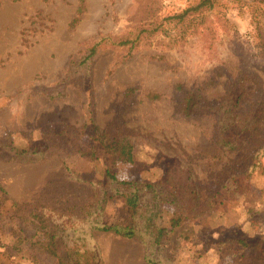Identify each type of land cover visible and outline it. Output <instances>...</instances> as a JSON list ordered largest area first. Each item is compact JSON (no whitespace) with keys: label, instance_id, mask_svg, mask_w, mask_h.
<instances>
[{"label":"rangeland","instance_id":"rangeland-1","mask_svg":"<svg viewBox=\"0 0 264 264\" xmlns=\"http://www.w3.org/2000/svg\"><path fill=\"white\" fill-rule=\"evenodd\" d=\"M156 1L155 8L143 1L152 18L140 26L137 0H0V264L55 262L44 250L45 228L29 221L18 226L12 201L75 213L78 220L68 222L42 209L58 236L69 233L63 241L68 237L70 248L91 254L90 264H146L145 254L160 264H231L232 252L244 255L256 245L264 251V155L246 194L225 199L221 183L241 152L214 142L216 102L238 73H257L264 88L257 48L245 40L264 5L214 0L202 32L180 39L171 16L190 0ZM126 39L132 47L119 44ZM99 40L95 55L82 62ZM189 90L199 99L184 115L179 105ZM151 93L161 96L151 99ZM91 119L129 135L135 162L113 161V147H106L113 137L93 140ZM75 143L94 158L81 156ZM34 147L44 151L34 154ZM174 161L194 171L210 209L206 225L189 215L173 226V207L164 202L157 223L170 231L159 247L146 248L139 238L97 229L92 221H127L120 199L111 198L97 217L84 216L90 180H103L106 170L119 179H156ZM66 167L81 179L70 178ZM21 228L34 234L33 245L14 243Z\"/></svg>","mask_w":264,"mask_h":264},{"label":"trees","instance_id":"trees-1","mask_svg":"<svg viewBox=\"0 0 264 264\" xmlns=\"http://www.w3.org/2000/svg\"><path fill=\"white\" fill-rule=\"evenodd\" d=\"M141 6V13L138 15L140 26L145 20L152 18V9L155 8L156 0H152V6L148 8L150 3H143L144 0H137ZM264 5V0H260ZM214 0H190L180 11L173 13L171 18L175 23L177 30L176 35L180 39L189 38L190 35L200 34L204 25L201 23L203 14L206 10L212 8ZM147 7V9H146ZM260 18L264 19V9L260 10L258 19L255 17L254 26L249 32L246 40L249 49L257 48L254 56L259 57L264 68V25L259 23ZM192 19H198L197 23L190 24ZM157 21V20H156ZM156 24H159L158 22ZM157 26V25H156ZM140 33L135 39L139 38ZM101 40L91 46L81 60L82 62L93 57L97 51L98 44ZM132 41L128 39L119 41V44H127ZM252 55V54H251ZM162 59L163 55H153ZM251 85V90L247 91V85ZM249 94V97L245 95ZM159 93H151V99L160 98ZM199 99L197 91H186L179 105V111L184 115H189ZM264 88L260 75L255 72L242 70L238 73L234 81L227 85L226 92L216 102L217 123L215 126L214 142L225 151L241 152L237 163L225 175L220 192L225 199L237 200L240 196L246 194L248 189V181L252 174L261 168V156L264 155ZM93 140H101L108 136L113 137V144H106V147L112 146V160L120 162H135V147L132 138L129 135H123L114 128H101L93 119ZM109 138V137H108ZM106 141H109L106 139ZM105 141V143H107ZM15 152L21 151L15 149L12 145H8ZM77 151L81 156L94 158V151L88 152L86 149H80L75 143ZM43 148V147H42ZM42 148L34 147L32 152L39 155L44 151ZM67 168V167H66ZM69 177L80 180L79 174L67 168ZM103 180H90L93 188V196L84 206L85 217L89 219L91 216H99L105 209L107 202L111 199H120L128 212V220L117 223L104 222L100 224L96 220L95 226L100 230H113L125 237L139 238L146 248H157L168 235L170 229L162 227L157 223L162 204L168 202L173 207L172 225H177L189 215L199 221L202 225L207 224L210 216V209L203 205L199 184L196 175L188 163L182 161H174L168 165L163 174L156 178H147L145 180L135 179H119L112 170H106L103 174ZM3 193V194H2ZM4 191L0 186V197H3ZM13 208L18 214L12 218L19 226L25 221H29L35 226L45 228L44 250L48 256L55 258L54 264H90L91 254L76 247L70 248L68 237L69 233L58 236L56 229L52 225H48V220L43 217L42 209H48L47 205L31 203L29 205L18 206L15 202H11ZM67 208V207H66ZM55 209L50 207L48 210L56 212L58 215L64 216L67 221L74 219L77 221L75 213L69 209ZM66 221V222H67ZM172 228V227H170ZM60 230H63L60 229ZM33 233L25 231L21 228V232L15 236L14 243H28L29 246L35 242ZM1 245V244H0ZM253 247V246H252ZM224 248V247H223ZM221 247V249H223ZM223 251L222 255L224 254ZM229 253V252H227ZM232 259L231 264H264V251L259 245L250 248L248 253L238 255L235 252L229 254ZM146 264H160L159 261L144 255ZM35 264L37 263L35 260Z\"/></svg>","mask_w":264,"mask_h":264}]
</instances>
